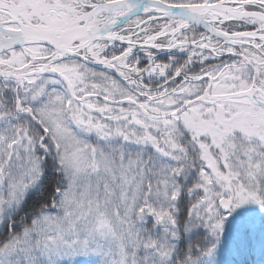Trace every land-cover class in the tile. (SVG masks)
I'll return each mask as SVG.
<instances>
[{"label":"snow or ice","instance_id":"1","mask_svg":"<svg viewBox=\"0 0 264 264\" xmlns=\"http://www.w3.org/2000/svg\"><path fill=\"white\" fill-rule=\"evenodd\" d=\"M0 264H264V0H0Z\"/></svg>","mask_w":264,"mask_h":264}]
</instances>
